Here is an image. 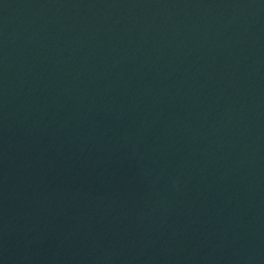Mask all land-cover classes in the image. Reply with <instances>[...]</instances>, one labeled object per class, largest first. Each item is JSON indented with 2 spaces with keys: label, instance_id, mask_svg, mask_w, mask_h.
Listing matches in <instances>:
<instances>
[{
  "label": "water",
  "instance_id": "water-1",
  "mask_svg": "<svg viewBox=\"0 0 264 264\" xmlns=\"http://www.w3.org/2000/svg\"><path fill=\"white\" fill-rule=\"evenodd\" d=\"M0 264H264V0H0Z\"/></svg>",
  "mask_w": 264,
  "mask_h": 264
}]
</instances>
